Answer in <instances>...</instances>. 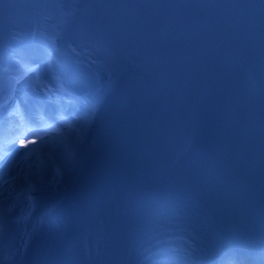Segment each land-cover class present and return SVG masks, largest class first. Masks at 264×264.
Here are the masks:
<instances>
[{
    "label": "bare ground",
    "instance_id": "6f19581e",
    "mask_svg": "<svg viewBox=\"0 0 264 264\" xmlns=\"http://www.w3.org/2000/svg\"><path fill=\"white\" fill-rule=\"evenodd\" d=\"M65 139H66L65 134H60L53 139L39 142V148L41 151L43 165L51 163L50 152L53 151V148L55 146H57L60 143L65 142Z\"/></svg>",
    "mask_w": 264,
    "mask_h": 264
},
{
    "label": "snow or ice",
    "instance_id": "6c2138e0",
    "mask_svg": "<svg viewBox=\"0 0 264 264\" xmlns=\"http://www.w3.org/2000/svg\"><path fill=\"white\" fill-rule=\"evenodd\" d=\"M30 71L31 72H36V69L35 68H32ZM12 115L19 116L20 113L17 111L15 113H13ZM0 158H2V157H0ZM27 247H28V240H25L24 241V248L26 249ZM10 259H14V256L10 257ZM0 264H4V261L3 260H0Z\"/></svg>",
    "mask_w": 264,
    "mask_h": 264
}]
</instances>
